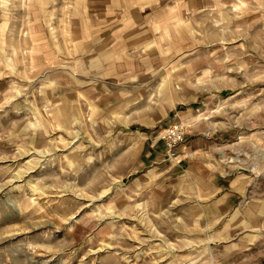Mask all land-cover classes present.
I'll use <instances>...</instances> for the list:
<instances>
[{"label":"rangeland","instance_id":"obj_1","mask_svg":"<svg viewBox=\"0 0 264 264\" xmlns=\"http://www.w3.org/2000/svg\"><path fill=\"white\" fill-rule=\"evenodd\" d=\"M175 121L264 201V0H0V264H264L218 260Z\"/></svg>","mask_w":264,"mask_h":264},{"label":"crops","instance_id":"obj_2","mask_svg":"<svg viewBox=\"0 0 264 264\" xmlns=\"http://www.w3.org/2000/svg\"><path fill=\"white\" fill-rule=\"evenodd\" d=\"M123 49L125 47L120 45L109 50L108 52H115L106 56V62H102V65L105 68L118 69V74L119 72H128V67L132 65L133 60L127 59L120 61V57L117 58L123 52ZM129 70H132L133 73V68ZM117 91L118 93L114 92L112 94L111 98L113 99L110 98L111 100L117 101L116 107L122 100L119 93H124L125 95V90L118 88ZM185 144L180 147L179 153L181 159L187 160L190 164L189 170L191 172L186 173V175H191L190 177L196 181V192L192 195L195 196L199 204H197V207L195 206V210L196 213H200L199 218L204 219L206 222L204 229L214 228L218 231L216 233L219 237L217 245H221L222 248V252H219L220 256L218 260L227 261V257H230L231 250L236 249L238 254L244 253L248 258L264 260V232H244L242 237L237 238L233 235L237 231L253 230L256 226H262L264 201L257 202L255 205L238 203L239 196H242V192L245 190L244 181L246 179L243 175L231 178L227 177L219 168H212L209 165L207 156L206 158H204L205 156L202 157V154L207 148L195 147L194 143L187 146ZM212 171L214 173L210 174ZM205 242L212 244L211 240ZM252 245H254L253 248H251Z\"/></svg>","mask_w":264,"mask_h":264},{"label":"built area","instance_id":"obj_3","mask_svg":"<svg viewBox=\"0 0 264 264\" xmlns=\"http://www.w3.org/2000/svg\"><path fill=\"white\" fill-rule=\"evenodd\" d=\"M188 134V125L184 121H175L164 128L162 139L166 147L168 159H177L180 156L179 149L185 144Z\"/></svg>","mask_w":264,"mask_h":264}]
</instances>
